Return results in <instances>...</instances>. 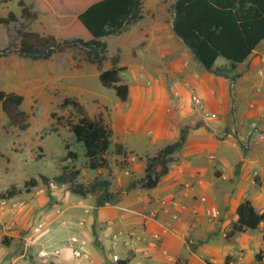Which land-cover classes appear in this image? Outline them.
<instances>
[{
	"label": "crops",
	"instance_id": "crops-1",
	"mask_svg": "<svg viewBox=\"0 0 264 264\" xmlns=\"http://www.w3.org/2000/svg\"><path fill=\"white\" fill-rule=\"evenodd\" d=\"M146 12L143 9V18L132 27L136 32L144 29L141 36L147 40L150 32L142 24ZM165 49L156 64L163 80L144 88L124 104L123 114L105 123L112 131L111 148L120 144L125 158L143 159L115 171V181L108 180L114 202L97 209L92 196L80 198L65 186L59 193L53 188L55 197L65 191V209L59 215L27 214L26 220L38 221V233L23 227L20 235L16 226L4 234L7 239L0 237V264H113L109 249L115 247L125 264L134 256L144 264H264V220L255 230L228 235L241 202L247 200L258 214L264 212V41L229 73L235 80L206 72L189 53ZM192 94L203 107L190 101ZM184 128L188 133L178 162L156 188L125 191L143 177L145 158L174 143ZM116 131L124 132L123 142L114 137ZM183 185L190 189L180 191ZM114 187L123 189L117 192ZM149 210L156 220L143 215ZM118 232L123 234L114 243L112 236ZM153 234L161 236L156 248L136 239ZM73 237L86 246L72 243ZM189 239L197 246L189 248ZM159 247L175 261L168 262ZM75 250L82 253L80 258L73 256Z\"/></svg>",
	"mask_w": 264,
	"mask_h": 264
},
{
	"label": "rangeland",
	"instance_id": "rangeland-1",
	"mask_svg": "<svg viewBox=\"0 0 264 264\" xmlns=\"http://www.w3.org/2000/svg\"><path fill=\"white\" fill-rule=\"evenodd\" d=\"M23 1L33 5V11L39 12L35 20L26 21L21 18L20 9L16 5L17 0H0V17L6 18L10 13L15 16V20L9 25L0 24V51L9 44H16L20 31L53 35L59 39H89V35L76 17L86 5L94 0ZM174 1L145 0L144 10L147 11V16L144 13L142 24L148 26L147 30L150 32L147 40L141 36L144 29L141 28L142 30L136 32L132 27L134 24L118 36L104 39L107 45V60L103 63L102 70L111 66V59L115 56L119 57V65L126 67L121 77L130 89V97L125 103H130L136 94L142 93L144 88H153L154 84L163 80L162 75L156 69V64L161 59L160 55L167 52L165 48L169 47V51L179 55H185L183 53L191 55L188 48L176 36L172 41L169 40L173 33L170 20ZM223 63L226 61L219 58L214 66L228 70L229 67L223 66ZM98 75L99 70L85 63L82 53L77 50L65 51L48 61L32 62L19 58L15 54L0 58V91L23 97V104L20 108L27 114L29 124L27 130H18L9 124L0 108V193L12 188L20 191V194L12 200L0 199L1 238L7 239L4 234L16 229V226L19 234L23 227L28 233H38L37 228L40 229L38 221L26 220L30 217H27V214L44 215L45 212L52 211L59 215L65 209V191L63 190L61 197L53 196V188L60 189L57 193L65 188L52 182V177L60 173L61 167L68 164L69 167L79 170L78 182L87 184L95 178L113 182L115 171L120 172L130 164L135 166L139 161H143L142 157L139 159L133 155L126 156V158L125 156L118 157L113 153L114 148L111 146L106 156L109 168L100 172L88 170L84 149L81 144L76 143L69 132V123L76 122L78 118L70 107L63 108L61 104L65 98L75 99L83 105L90 117L101 114L105 123L109 125L111 119L117 118V113L123 114L125 103L117 100L113 90L105 89L100 85ZM192 96L196 95L192 94ZM190 101H192L191 98ZM123 135L124 132L116 131L114 137L123 142L125 140ZM66 146L78 155L76 162H63ZM40 176L49 179L48 185L42 183ZM30 179L36 180L35 187H26L25 183ZM118 187H114L117 192L123 189ZM178 189L185 191V189L189 190L190 186L183 185ZM175 200V198L171 199L170 203ZM161 205L165 206L166 202H161ZM151 212L150 210L144 211L143 215L156 220V213L150 214ZM12 223H15V228ZM165 228L168 227L165 226ZM122 234L121 232L115 233L112 241L115 243ZM115 236L116 239H114ZM136 239L144 245L149 244L152 248L158 247L161 242L159 234H153L150 238L141 236L140 239L139 237ZM97 241L94 238V242L97 243ZM10 242L13 241L10 239ZM186 243L189 248L197 246L190 239ZM159 250L168 262L175 261L167 251L160 247ZM109 252L113 256L110 259L113 264L123 261L116 247L109 249ZM125 261L129 264H144L135 256L126 258ZM174 264L186 263L176 260Z\"/></svg>",
	"mask_w": 264,
	"mask_h": 264
},
{
	"label": "trees",
	"instance_id": "trees-1",
	"mask_svg": "<svg viewBox=\"0 0 264 264\" xmlns=\"http://www.w3.org/2000/svg\"><path fill=\"white\" fill-rule=\"evenodd\" d=\"M12 1V0H9ZM20 16L26 21L35 20L39 12L34 6L23 0H17ZM144 0H100L90 4L76 19L89 34V40L81 38L59 39L53 35H42L32 31H20L18 42L9 44L0 51V58L15 54L19 58L36 61H48L53 56L65 51H79L85 63L99 70L100 85L113 90L117 100L125 103L130 97V89L122 80L125 66L119 65V57L111 59V66L102 70L107 60V45L104 39L120 35L127 27L136 24L143 18ZM172 31L180 42L188 48L193 59L208 73L217 77L235 80L229 77L235 68L244 63L256 47L264 41V0H175L172 5ZM15 20L10 13L1 18L0 24L7 26ZM227 62L228 70L215 67L217 59ZM23 97L14 93L0 91V108L11 126L20 131L28 129L27 114L21 110ZM61 106L70 107L77 116L76 122L69 123V132L76 143L84 149L86 165L90 171L109 168L107 154L111 147L112 131L105 124L101 114L90 117L83 105L77 100L65 98ZM188 128L180 130L178 139L154 156L145 158L143 177L132 181L125 191L139 187L143 190L156 188L165 177L172 164L178 160V154L185 145ZM63 162H76L78 155L65 147ZM113 153L125 156L120 144H115ZM79 170L65 165L60 173L52 177V182L65 186L67 191L80 198L92 196L94 207L102 208L112 204L116 195L109 192L110 182L107 179L95 178L84 184L78 182ZM44 185L49 179L40 176ZM36 180L30 179L26 187H35ZM20 194L15 189L0 193L1 200H10ZM237 221L232 225L228 235L255 230L264 220V212L258 214L249 201L241 202L236 208ZM119 264H125L120 261ZM212 264V263H207ZM224 264H229L226 260Z\"/></svg>",
	"mask_w": 264,
	"mask_h": 264
},
{
	"label": "built area",
	"instance_id": "built-area-1",
	"mask_svg": "<svg viewBox=\"0 0 264 264\" xmlns=\"http://www.w3.org/2000/svg\"><path fill=\"white\" fill-rule=\"evenodd\" d=\"M191 100H192V103L195 106H197L199 108L203 107V104H202L201 100L197 96H192ZM114 239H116V236L114 237ZM71 242L72 243H77L81 247L86 246V243L84 241H80L76 237L71 238ZM73 256L75 258H80L82 256V253L80 251H78V250H75V251H73ZM136 264H140V263H136Z\"/></svg>",
	"mask_w": 264,
	"mask_h": 264
}]
</instances>
